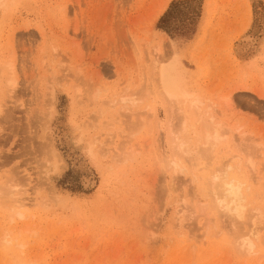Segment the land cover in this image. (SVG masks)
Masks as SVG:
<instances>
[{
	"label": "rangeland",
	"instance_id": "1",
	"mask_svg": "<svg viewBox=\"0 0 264 264\" xmlns=\"http://www.w3.org/2000/svg\"><path fill=\"white\" fill-rule=\"evenodd\" d=\"M171 58L184 113L155 75ZM181 120L201 136L175 171ZM0 264H264V0H0Z\"/></svg>",
	"mask_w": 264,
	"mask_h": 264
},
{
	"label": "bare ground",
	"instance_id": "2",
	"mask_svg": "<svg viewBox=\"0 0 264 264\" xmlns=\"http://www.w3.org/2000/svg\"><path fill=\"white\" fill-rule=\"evenodd\" d=\"M244 38H245L244 41H251L252 40L250 35L249 36L244 35ZM154 67H155V75L157 77V81H159L160 90L164 95H166L168 97V99L172 102V105H174V103L177 104V106H178L177 108H179L181 111L182 110L181 108H183V107L180 108L178 103L182 102V105H183L184 101H189L191 103L195 102L194 100H191V99H195L193 97V95L191 93H189L188 91H186V89H184L180 83V81L183 80V77H182L183 72L181 69H179L178 64L176 63V60L174 58H171L168 61L156 60ZM170 107H171V105H170ZM172 108H173V106H172ZM174 110L175 109L171 110L172 113H175V112H173ZM182 112H183V110H182ZM176 114H178V112ZM182 114H181V116H182ZM199 117H201V116H199ZM199 120H201V119H199ZM202 120H201V122H202ZM185 121H187L186 117H185ZM185 121L184 122L182 121L183 124L181 123L180 130H176L177 133L174 132L173 135L171 134L172 135V137H170L171 139L169 138L170 144L172 145V150H173V153H172L173 158L171 159L170 162H171V167L175 171H181L180 169H178V165L180 164V162H182L181 158L183 155H185V156L189 155V154L193 155L194 153L196 156L198 155L197 154V152H198L197 147H196L195 151L192 149V146L197 145V144L193 143L192 138L193 137L195 138V136H197V138H199V136H201V133H198L197 129H196L197 132L195 131L197 134L194 133L195 128L193 130V126L191 124L189 126V123H187ZM201 122H200V125H201ZM205 122H202V125L204 127H202V125H201V127L204 129V132H203V129L201 128L202 135H203L202 138L204 137V144L205 143L209 144L210 146H208V147L210 148L219 139L220 132H219V129L217 127L213 128V127H215L214 125L212 127V126H209V124H207L208 121L206 123ZM197 123H198V120H197ZM190 132L194 133V135H193V133L191 134V136L193 135L192 138L189 135ZM194 140H195V142L196 141L198 142V140H196V139H194ZM205 148H207V147H205ZM210 151H211V149H210ZM201 152H202V150H201ZM203 153L206 154V156H207V153L204 149H203ZM49 162L51 163L53 172L55 170L56 171L60 170L61 161H60L59 155H56L54 153ZM61 166L63 167V165H61ZM211 175H212V177L210 176L211 179L209 181V185H210V192H211L210 194L212 195L211 197L213 198L212 201L214 202V206L216 205L217 209H219L220 212L226 218H229L230 222H232L233 224L237 223L238 221H241V219L244 217L245 209H246L245 198L243 196V193L241 192L242 183H240L238 180L227 178L226 176L223 175V173L221 171H219L218 173H215V174L212 173ZM254 211H256V209ZM258 215H260V214L258 213ZM258 215L256 212L255 216L258 217ZM255 216L252 217V219H250V221H252V223H253L251 228H249V230L245 231L243 233V235L240 236L241 237L240 241L239 240L237 241L239 243L238 246H241V247H243L242 249H246L248 251L251 250L255 245L254 241L250 237L255 236L254 237V240H255L256 236H258V233H259L258 229L255 227L256 226ZM260 222H262V220Z\"/></svg>",
	"mask_w": 264,
	"mask_h": 264
}]
</instances>
